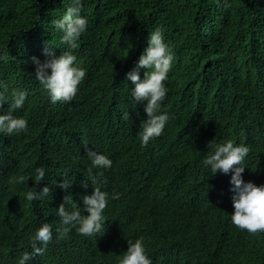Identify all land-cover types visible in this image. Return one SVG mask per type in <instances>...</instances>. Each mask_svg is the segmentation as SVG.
Wrapping results in <instances>:
<instances>
[{
  "label": "trees",
  "instance_id": "16d2710c",
  "mask_svg": "<svg viewBox=\"0 0 264 264\" xmlns=\"http://www.w3.org/2000/svg\"><path fill=\"white\" fill-rule=\"evenodd\" d=\"M71 2L0 0V49L8 51V60L0 61V82L8 85L9 103L13 90L27 93L14 114L28 120L26 133L0 134V264H20L43 222L53 226V240L31 264H117L127 239L139 237L152 264H264V232L248 234L229 222L231 173L212 175L203 165L206 141L232 139L250 148L243 179L264 183V0H84L88 29L71 51L86 76L71 102L53 103L35 78L31 57L50 58L46 46L57 56L69 50L52 21ZM156 28L174 54L162 102L169 121L144 146L138 122L147 115L132 98L134 84L126 74ZM138 70L143 79L147 69ZM7 110L5 101L0 111ZM89 149L157 171L169 194L153 198L148 186L137 193L136 180L123 206L110 208L108 198L102 234L82 236L73 229L58 239L56 208L65 196L87 215L81 196L92 193L93 179L120 191L121 176L89 172ZM40 166L46 177L37 191L47 185L50 193L28 201ZM18 175L33 178L11 183ZM62 175L73 181L67 191L59 186ZM184 189L210 192L190 202Z\"/></svg>",
  "mask_w": 264,
  "mask_h": 264
},
{
  "label": "clouds",
  "instance_id": "9594fccd",
  "mask_svg": "<svg viewBox=\"0 0 264 264\" xmlns=\"http://www.w3.org/2000/svg\"><path fill=\"white\" fill-rule=\"evenodd\" d=\"M83 6L84 0H72L63 15L52 21L54 28L62 32V41L69 50H64L57 56L53 47L46 46L44 52L50 58L41 62L36 56L31 57L32 63L36 66L35 78L47 91L53 103L71 102L78 92L79 84L86 76V69L82 66V62L78 61L77 56L71 51V49L79 47L78 40L88 29L89 21L87 16L82 14ZM147 39V47L141 53L137 66L126 74V79L134 84V87L131 88L132 98L136 104L143 105L147 115L146 119H140L138 122V129L141 127L140 142L144 146L151 139L161 136L169 121V114L162 111V102L168 93L165 81L169 78L174 61L173 51L165 41L160 28L150 31ZM7 60L8 51L0 49V61L6 62ZM139 68L147 69L143 79L140 76ZM7 92L8 85L0 82V105L5 101L8 102V110L0 111V134L11 136L26 133L28 120L14 113L24 107L27 93L13 90L11 103H9ZM182 147L185 148L183 145ZM205 147H209V152L203 159V165L210 168L212 175L218 171L224 174L231 173L233 209L228 212L229 222L231 221V224L238 230L248 234L264 232V183L257 185L253 181H245L242 176L246 166L244 162L250 148L245 143H237L232 139L220 143L208 140ZM87 155L92 165L89 172L92 171V168H96L101 173L102 169H107L106 172L111 171L110 176H121L120 191L115 193L111 189L103 188L93 179L92 193L81 196L83 210H86L87 215L82 214L80 203L65 196L64 201L56 208V215L60 218V226L56 229L58 239L67 238L73 229L82 236L102 234L105 230L104 210L108 198L111 200L110 208L115 209L123 206L125 195L131 194L132 185L136 180L137 193L141 186H148V194L153 198L160 199L169 194L165 179L155 170L138 169L131 162L119 163L115 154H111L112 158H110L107 154L97 150L89 149ZM117 162L118 169L114 167ZM62 176L63 180L59 182V186L67 191L73 181ZM29 177L32 176H14L10 178V182L13 184L24 183L26 180L28 181ZM45 177L46 169L43 166L37 167L34 178L36 184L31 186L26 193L28 201H35L49 195L50 188L47 185L37 191V185ZM81 185L84 188L88 187L87 182H82ZM209 192L210 190L207 189L191 194L185 189L183 191L190 202L205 199ZM52 228L50 223L43 222L36 229L31 237V251L23 252L20 264H31L29 261L37 254L43 256L48 244L53 240ZM127 242L128 248L117 257V264H152L143 237L135 240L127 239Z\"/></svg>",
  "mask_w": 264,
  "mask_h": 264
}]
</instances>
